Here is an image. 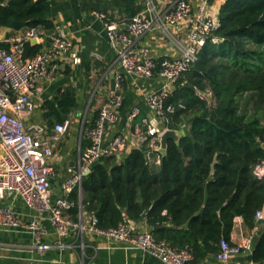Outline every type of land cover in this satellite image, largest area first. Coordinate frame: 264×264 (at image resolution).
Masks as SVG:
<instances>
[{"label":"trees","instance_id":"1","mask_svg":"<svg viewBox=\"0 0 264 264\" xmlns=\"http://www.w3.org/2000/svg\"><path fill=\"white\" fill-rule=\"evenodd\" d=\"M137 2L122 1L126 15L141 10ZM51 10L49 0H8L0 3V27L51 31ZM38 52L39 44L24 45L25 57ZM155 61L159 68L160 59ZM166 103L174 106L168 127L184 124L185 133L179 141L168 140L161 163H147L136 148L98 161L82 179L81 197L77 189L71 192L69 215L77 219L81 204L102 228L125 216L145 217L158 239L188 247L190 264H202L216 254L221 239L230 242L235 217L252 227L254 213L264 209V178L253 173L264 159V0L221 5L219 25ZM77 105L75 90L67 87L43 102V116L52 126ZM251 254L255 263L264 261V230Z\"/></svg>","mask_w":264,"mask_h":264},{"label":"built area","instance_id":"2","mask_svg":"<svg viewBox=\"0 0 264 264\" xmlns=\"http://www.w3.org/2000/svg\"><path fill=\"white\" fill-rule=\"evenodd\" d=\"M192 4L188 0H170L165 10H160L156 0H145L140 12L128 16L113 17L104 11H94L103 22L108 41L116 51L113 73V89L99 105L96 115L83 120L80 138L86 141L79 151L75 163L68 167V176L60 186L59 197L51 198V179L54 168L51 164L55 148L70 129L71 117L52 126L47 123L25 124L24 119L32 114L35 105L32 94L38 83L50 77L53 57L72 50V42L63 29L47 31L41 26L26 27L15 37L6 39L9 48H0V198L12 193L35 214L23 219L11 205L0 206V228L23 229L31 233L38 250L51 245L42 241L47 229L41 224L42 215L47 214L55 232L53 245L65 247L64 237L71 234L83 236L93 234L108 243L140 249L162 264H190L193 259L188 247H175L166 239H158L151 230H137L124 217L114 227L102 228L97 218L80 209L77 219L70 217L73 201L69 199L74 189L81 197V182L86 172L98 161L116 156L121 158L129 149H141L147 163L158 165L161 136L170 129L172 104L166 103L174 84L197 60L201 47L215 28L210 16L192 15ZM192 15V16H191ZM189 21L187 35L176 40L177 55L164 57L159 68L150 50L145 46H134V40L143 33L157 29L171 38V29ZM49 37V49L32 56H24V45L32 39ZM78 59L73 55V62ZM141 79L159 76L163 83L153 91L144 93L143 101L154 113L153 118L141 115L139 105H134L127 116L126 131L111 134L120 121V110L124 103L122 81L124 75ZM180 129H185L182 124ZM258 178H264V159L253 168ZM253 226L241 244H232L221 239L212 264H237L233 256L241 252L252 253L254 241L264 223V209L253 215ZM256 264H264L257 262Z\"/></svg>","mask_w":264,"mask_h":264},{"label":"crops","instance_id":"3","mask_svg":"<svg viewBox=\"0 0 264 264\" xmlns=\"http://www.w3.org/2000/svg\"><path fill=\"white\" fill-rule=\"evenodd\" d=\"M49 1L52 6L49 18L54 23V29L61 28L65 31L72 42V50L52 58L50 68L53 72L50 77L39 81L38 89L31 96L35 105L34 111L24 119V123H47L43 116V102L53 98L59 91L71 87L75 90L78 105L67 117H79L83 111L80 122L82 124L83 119H90L95 115L100 103L113 89V73L116 64V51L106 37L102 20L95 17L93 12L98 10L107 12L113 17L124 16L126 12L122 7L123 0ZM188 1L192 4V15L202 13L213 19L215 27L219 25V10L226 0ZM7 2L8 0H0L1 4ZM144 2L145 0L137 2L142 4L141 10L144 8ZM156 2L162 11L170 5V0H156ZM190 20L173 27L171 38L153 29L137 37L134 40V46L148 47L154 60L161 61L164 57H173L178 52L176 40L186 37ZM24 29L12 30L1 26L0 42H6V39L20 35ZM33 44H39L40 51H47L49 37L43 36ZM73 55L78 59L76 62H73ZM162 83L163 80L159 76L141 79L133 75H124L122 81L124 103L120 110V121L111 130V134L126 131L127 116L134 105L140 106L141 115L153 118L154 113L143 101V95L158 89ZM80 127L78 131L68 132L55 148V156L51 161L54 168V176L51 179L52 200L59 197L61 183L69 174L68 167L75 163L79 151L86 143L80 138ZM4 205H11L25 220L32 218L35 214L12 193H7L4 198H0V206ZM125 218L137 230H151L145 217L133 219L125 216ZM40 222L47 229V234L42 241L51 245L44 251L37 249L28 231L0 228V264H162L140 249L108 243L90 233L83 236L71 234L62 239L67 246L57 247L53 245L56 235L48 215H42ZM250 229L251 226L240 216L235 217L230 233V243L241 244ZM262 230H264V223L260 227V231ZM251 255L249 252H241L234 255L233 260L237 264H256ZM213 261L214 256H210L202 264H212Z\"/></svg>","mask_w":264,"mask_h":264},{"label":"water","instance_id":"4","mask_svg":"<svg viewBox=\"0 0 264 264\" xmlns=\"http://www.w3.org/2000/svg\"><path fill=\"white\" fill-rule=\"evenodd\" d=\"M31 43H36V39H32ZM184 131H185L184 129H167V130H165L161 136L160 152L162 154H165L166 149H167L168 140L173 139L175 141H179L180 137L185 133ZM215 161H216V159L214 160V162ZM213 168H214V164L212 165V169ZM89 172H90V170L87 171L86 173L88 174Z\"/></svg>","mask_w":264,"mask_h":264},{"label":"rangeland","instance_id":"5","mask_svg":"<svg viewBox=\"0 0 264 264\" xmlns=\"http://www.w3.org/2000/svg\"><path fill=\"white\" fill-rule=\"evenodd\" d=\"M82 114H83V111H81V114L79 115V117H76V116H75V118H74V116L71 117L72 123H71L70 129L68 130V132H71L73 130L78 131V129L80 127V124H81L80 123L81 122V118L83 116Z\"/></svg>","mask_w":264,"mask_h":264}]
</instances>
